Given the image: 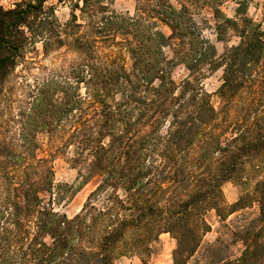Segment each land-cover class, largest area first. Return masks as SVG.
I'll return each instance as SVG.
<instances>
[{
	"label": "trees",
	"instance_id": "obj_1",
	"mask_svg": "<svg viewBox=\"0 0 264 264\" xmlns=\"http://www.w3.org/2000/svg\"><path fill=\"white\" fill-rule=\"evenodd\" d=\"M79 1L67 25L47 8V0L0 7V87L37 43L48 53L72 36L71 45L82 55L68 79L56 83L52 94L40 90L32 107L43 127L59 124L77 178L57 184L46 168L26 184L19 201L0 199V264H116L128 235L138 253L163 234L176 242L174 264H264V176L252 194L229 207L235 215L230 239L202 238L208 229L203 217L210 210L222 213L224 185L232 180L245 185L249 172L264 173V120L220 130L213 106L214 96L229 105L257 82L264 66L261 25L242 18L240 42L219 53V24L216 40L204 37L188 9L170 0H145L158 9L148 18L95 10L87 25L92 35L79 34L84 27L74 10ZM88 1L82 12L93 7ZM224 24L239 26L226 17ZM112 37L122 39L130 68L101 60L98 39ZM180 66L188 75L177 84L173 73ZM220 69L223 83L209 94L203 82ZM88 100L96 105L92 120L86 118ZM97 176L101 184L78 214L68 218L54 209L70 203ZM40 194L48 195L47 205ZM254 204L258 214L251 216L247 210ZM239 244L240 254L232 258L230 249Z\"/></svg>",
	"mask_w": 264,
	"mask_h": 264
},
{
	"label": "rangeland",
	"instance_id": "obj_2",
	"mask_svg": "<svg viewBox=\"0 0 264 264\" xmlns=\"http://www.w3.org/2000/svg\"><path fill=\"white\" fill-rule=\"evenodd\" d=\"M21 0H0V7L9 10ZM78 0H47V8L55 11L57 19L62 25H67L72 19L73 6ZM79 9H74L78 24H84L79 34H89L90 21L98 14L95 12H115L118 14L142 15L148 18L155 16L158 9L154 3L145 0H89L92 5L89 11L80 0ZM177 9L184 6L192 20L203 31V36L216 40L218 31L215 25L219 24L223 42L217 44L219 53H223L240 42V31L244 28L240 20L244 17L254 24L261 25L264 32V0H170ZM236 21L239 26L225 25L224 18ZM159 28L169 34V29L160 25ZM70 30V29H69ZM72 36L66 37L63 47L52 49L48 53L43 50V44L37 43L29 47L17 68L0 87V199L2 202H17L21 199L26 184L36 181L39 173L46 168H52L55 183H71L78 175L67 163L70 156L65 153L64 139L60 133L59 124L45 128L41 118L32 110L40 90L47 88L50 94L56 83H62L70 76L71 71L81 61L82 55L71 45ZM97 51L102 61L109 65L125 66L130 68L131 61L128 52L123 47L120 37L98 39ZM188 75L184 66L178 67L173 73L177 84ZM223 69L212 73L203 82L209 94H215L223 81ZM82 94H85L82 86ZM59 95L51 97L56 101ZM214 109L219 113L220 130H225L229 124L251 122L253 118L264 120V66L259 69L257 82L248 88L241 97L234 98L228 105L217 96L213 97ZM96 105L88 100L85 104L87 119L92 120ZM52 134H47L48 130ZM232 134L226 135L231 138ZM68 152V150L66 151ZM215 161V159H214ZM250 181L241 185L237 180L226 183L223 187V204L221 214L210 210L203 217L208 229L203 232V242H216L230 239V222L235 215H230L229 207L240 198L253 193L255 182L263 178L264 173L251 171L248 173ZM100 176L92 179L77 196L67 204L54 205L56 211L65 213L68 218L78 214L85 205L88 196L100 184ZM44 205L48 204L49 197L40 194ZM247 212L254 216L258 214L257 205H250ZM223 218H222V217ZM225 217V219H224ZM32 220V219H31ZM33 228V225H29ZM134 236L128 235L119 247L116 264H174L173 252L175 240L168 234L160 236L159 240L150 245L147 251L138 252L131 248ZM242 244L230 249L232 258L238 257ZM190 264H194V261Z\"/></svg>",
	"mask_w": 264,
	"mask_h": 264
}]
</instances>
